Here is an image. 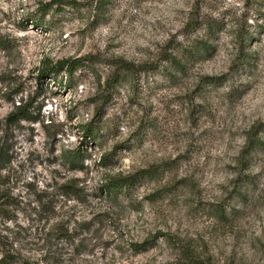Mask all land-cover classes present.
<instances>
[{"label": "rangeland", "instance_id": "rangeland-1", "mask_svg": "<svg viewBox=\"0 0 264 264\" xmlns=\"http://www.w3.org/2000/svg\"><path fill=\"white\" fill-rule=\"evenodd\" d=\"M1 138L0 264H264V0H0Z\"/></svg>", "mask_w": 264, "mask_h": 264}, {"label": "trees", "instance_id": "trees-1", "mask_svg": "<svg viewBox=\"0 0 264 264\" xmlns=\"http://www.w3.org/2000/svg\"><path fill=\"white\" fill-rule=\"evenodd\" d=\"M80 60H72L70 63L76 64ZM69 62V61H68ZM67 61L60 62L56 68L51 69V74L56 75L60 73L62 70L65 69ZM10 120L13 121H18V120H34V114L33 111L31 110V105L30 103L26 104H19L16 106L15 111H13L10 115ZM86 135L96 139V131L97 127H93L92 125H89L85 128ZM0 142H2V138L0 139ZM1 144V143H0ZM69 159V162L73 163L74 165H77L81 162V155L79 152L75 153H70V155L67 157ZM7 156L6 153L3 151V146H0V168H2L5 165V162L7 161ZM145 172V171H142ZM135 176H129V177H123L119 178L116 180H112L108 184V189L109 191H116V190H123L126 187H129L131 184L135 183ZM5 264H10V263H17V253L14 251L13 253H7L4 257ZM23 264H36L33 263L32 261L25 260L23 261Z\"/></svg>", "mask_w": 264, "mask_h": 264}]
</instances>
